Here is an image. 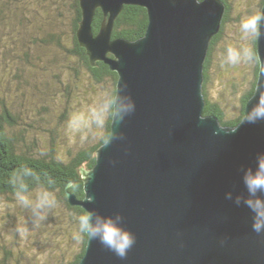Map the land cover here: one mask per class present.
<instances>
[{
	"label": "water",
	"instance_id": "obj_1",
	"mask_svg": "<svg viewBox=\"0 0 264 264\" xmlns=\"http://www.w3.org/2000/svg\"><path fill=\"white\" fill-rule=\"evenodd\" d=\"M79 2V45L91 66L103 62L117 73L116 89L127 85L136 111L120 128L126 144H103L95 166L82 171L84 198L70 192L66 197L70 206L101 215L119 211L137 240L121 261L87 239L76 264H264V236L252 231L251 212L224 196L245 192L240 170L254 166L256 154L264 152V122H240L234 133L224 135L231 127L204 114V63L221 29L224 2ZM124 6H139L148 14L146 32L135 41L112 38ZM97 10L103 20L94 34ZM261 33L258 78L244 113L264 91V22ZM213 130L220 134L213 136Z\"/></svg>",
	"mask_w": 264,
	"mask_h": 264
},
{
	"label": "rangeland",
	"instance_id": "obj_2",
	"mask_svg": "<svg viewBox=\"0 0 264 264\" xmlns=\"http://www.w3.org/2000/svg\"><path fill=\"white\" fill-rule=\"evenodd\" d=\"M69 3L70 0H24L13 5L0 4L5 21L2 22L0 17V95H10L8 104L13 110L19 111L27 122V118L32 119L29 122L36 125L39 132H30L33 137H37L36 141H41V146L47 143L48 132H52L54 145L64 153L67 148L75 149L82 145L90 135L95 137V130L100 131V128L90 126L80 132H73L69 128V121L73 115L88 113L90 103L87 98H90L94 106L105 94V85H93L85 74H82L81 80L69 74V68L75 62L69 52L72 46ZM258 3V0H244L237 10L240 13L239 22L236 19L230 20L217 44L214 75L208 90L212 102L221 104L226 119L237 115V110L241 108L242 94L246 92L251 79V65L243 63L235 68H221V56L228 45H233V37L235 46L248 42L247 45L251 47L249 40H241L239 23L246 15L255 14ZM15 12H24L27 20L21 22L22 19L19 18L18 24L13 18L10 20ZM10 37L12 41H9ZM57 42H60L61 47L56 45ZM28 47V53H24ZM8 56L10 61L7 63ZM28 60L33 66L27 63ZM45 75H58L62 79L61 83L58 81V86L57 80H40V77ZM68 77L69 80H66ZM235 83L238 87L234 88ZM65 84H69L70 91L67 103L61 96L64 95L62 89ZM25 90L33 93V96L25 95L22 99L21 95L25 94ZM44 92H48V96L40 97V93ZM43 105L48 108V113L43 116L44 122L34 123L39 116L38 108ZM66 111V118L61 119V114ZM54 196L56 199L57 196ZM66 213L69 214L56 200V206L48 212L47 219L33 225L30 211L23 208L17 200L1 203L0 258L4 254L3 248H7L9 253H13L12 257H15L9 261L10 264H51L54 260L61 259L62 254L64 259H70L80 247L81 240L73 239L78 223L75 218L69 220ZM58 223L64 225L65 231L60 229ZM20 226L28 229L26 236L20 233L16 235L15 230ZM18 252H23V255ZM16 259L20 260V263Z\"/></svg>",
	"mask_w": 264,
	"mask_h": 264
},
{
	"label": "trees",
	"instance_id": "obj_3",
	"mask_svg": "<svg viewBox=\"0 0 264 264\" xmlns=\"http://www.w3.org/2000/svg\"><path fill=\"white\" fill-rule=\"evenodd\" d=\"M22 1L24 0H0V4L6 3V5H13L16 3H21ZM222 1L226 5V10L223 17L221 29L219 33L213 37L204 63L203 93L206 101L204 114L213 115L217 117V119L223 126L233 128L241 122L246 103L254 94L258 78L259 62L256 53V60L250 63L251 79L249 80L250 82L248 84L246 92L242 94L240 101L241 108L237 110V115L232 118L226 119L225 112L223 111L221 104L219 102H212L208 88L213 79L212 75H214L213 67L215 65V52L217 44L222 39V31H225V27L230 20L236 19L239 22L240 13L237 10L239 6L244 3V0ZM258 1L259 3L254 13L260 11L264 4V0ZM69 11L71 13V48L73 50L72 55L75 58L74 64L69 68V74H73L75 78H78L77 80H81V76L85 74L91 80V83L93 85H105V93L114 91L117 86V73L111 71L110 67L103 62H96V65L94 67L91 66L85 49L80 47L78 43L76 31L79 28V23L82 18L79 0H70ZM0 17H2L3 19L2 22L5 23L4 14L2 11H0ZM12 18L15 22H17V24L19 23V18L22 19L21 22L27 20L24 12H15L14 16H11L10 20ZM7 19L8 17L5 20ZM102 20L103 14L101 10H97L92 23L94 34H98ZM147 25L148 14L146 9L139 6H125L121 14L115 21L112 38H123L129 41H135L144 36ZM10 38L11 40L9 39V41H12V37ZM232 39V44L234 45L235 38L233 37ZM16 41L17 39L15 38L14 43H16ZM249 43L256 52V39H250ZM56 45L58 47H61L60 42H57ZM28 49L29 47L25 49L24 53H28ZM7 54L8 52L6 51L5 55ZM1 58L2 56L0 57V59ZM8 61H10L9 56L7 57V63ZM27 63L33 66L31 64V61L28 60ZM14 69L16 71H19V69ZM219 69L220 68H218L217 71H219ZM12 78L14 79V76H12ZM26 80H33V78ZM40 80H57L58 85V81L59 83H61L62 79L58 75L57 77H54L53 75H45L41 76ZM66 80H69V77ZM234 85V88L238 87L236 83ZM62 90L64 95L61 94V96L65 98V100H67L68 96L70 95L69 84L63 85ZM91 90L94 89L91 88ZM24 92L25 94L21 95L22 99L25 97V95L30 97L33 96V93L29 91L25 90ZM9 93L10 90L8 91V94ZM47 93L48 92L40 93V97L41 95L48 96ZM9 96L10 95H0V204L3 202L17 200L16 187L14 186L12 181L13 178L18 173H20L22 169L27 168L32 170V172L34 173L33 177L26 178V182L28 183L31 190L29 195L39 191L40 187L42 186L48 188L53 192V194L57 196V202L60 203L67 210V212H69V214L66 213L68 219L71 220L72 218H75L77 220L78 216L83 214L84 210L78 206H70L66 197V192H70L76 195L78 199L84 198V182L82 171H90L95 166L97 150L103 145L102 137L110 132L111 121L109 120L106 123L104 129H100V131L98 132L95 130V137L94 135H90L87 140L83 141L82 145L75 149L67 148V150H65L66 153H64L54 145L55 138L52 132H48V135L46 136V139L48 140L44 146L40 145L41 141H36L37 137H33V133H31L30 131L36 134L37 132H39L38 127L36 125H32V123L29 122L30 120L32 121L31 118H27L29 119L27 122L21 116L19 111L13 110L12 106L8 104V99L10 98ZM52 97H54V95H52ZM87 99L90 103H88L90 109L92 107V103L90 102V98ZM46 100L51 101L52 99ZM65 102L67 103L68 100ZM65 109L67 108L65 107ZM47 113L48 108H46L44 105L39 107L37 112L39 116L34 121V123L38 124L41 121L44 122L43 116ZM66 113L67 111L64 114H61V119L66 118ZM62 122L65 123L64 120H62ZM49 181H51L52 183L49 184ZM58 224L60 225V229L65 231V227L63 228L64 225L62 226L61 223ZM15 231L16 235H18L19 233L17 232V230ZM86 244L87 238L84 237L80 241V247L76 252L72 254L70 259H64V256L62 254L61 259L54 260L51 264L78 263L84 255ZM3 252L4 254L0 258V264H10L9 261L15 258L12 257L13 253H9L7 248H3ZM18 254L23 255V252H18ZM16 260L20 263V260Z\"/></svg>",
	"mask_w": 264,
	"mask_h": 264
},
{
	"label": "clouds",
	"instance_id": "obj_4",
	"mask_svg": "<svg viewBox=\"0 0 264 264\" xmlns=\"http://www.w3.org/2000/svg\"><path fill=\"white\" fill-rule=\"evenodd\" d=\"M203 0H195L196 4ZM264 22V11H257L243 17L239 23V34L243 41L258 39L261 36V24ZM256 52L246 44L239 46L228 45L222 53L220 60L221 68H235L243 63H251L256 60ZM136 111V104L132 96L127 92V85H121L111 92H107L92 106L87 114L73 115L69 121V128L73 132L95 126L104 129L106 123L111 121V130L102 137L104 146L109 143L119 142L126 144L127 138L121 125ZM202 119V118H201ZM256 124L264 122V91H261L256 102L248 108L241 119V123ZM220 127V126H219ZM222 128V127H221ZM235 128H230L224 135L234 133ZM220 133L213 130L212 135ZM127 153V148H124ZM113 166L115 160H109ZM241 179L245 192L233 194L232 191L224 193L225 199L231 200L236 206L243 204L251 212V229L257 236H264V152H258L255 156L254 166L241 168ZM32 170L24 168L14 178L12 183L16 187L18 203L30 211L33 225L44 222L48 212L56 206V199L52 191L46 187H40L34 196L29 195L30 188L26 178L33 177ZM52 182L49 181V184ZM91 202V199H90ZM125 218L119 212L111 215H101L95 209H85L77 218L78 227L73 234L76 241L86 237L89 241H97L103 248L112 252L121 261L126 260L129 251L136 244V234L124 227ZM17 232L22 235L28 234V229L20 226ZM223 245L224 240L220 241Z\"/></svg>",
	"mask_w": 264,
	"mask_h": 264
},
{
	"label": "flooded vegetation",
	"instance_id": "obj_5",
	"mask_svg": "<svg viewBox=\"0 0 264 264\" xmlns=\"http://www.w3.org/2000/svg\"><path fill=\"white\" fill-rule=\"evenodd\" d=\"M80 47H81V46H80ZM69 52L73 53V50H72V48H71V50H69Z\"/></svg>",
	"mask_w": 264,
	"mask_h": 264
},
{
	"label": "bare ground",
	"instance_id": "obj_6",
	"mask_svg": "<svg viewBox=\"0 0 264 264\" xmlns=\"http://www.w3.org/2000/svg\"><path fill=\"white\" fill-rule=\"evenodd\" d=\"M125 7V6H124ZM121 14V13H120Z\"/></svg>",
	"mask_w": 264,
	"mask_h": 264
}]
</instances>
